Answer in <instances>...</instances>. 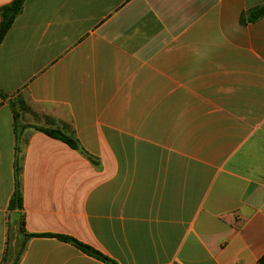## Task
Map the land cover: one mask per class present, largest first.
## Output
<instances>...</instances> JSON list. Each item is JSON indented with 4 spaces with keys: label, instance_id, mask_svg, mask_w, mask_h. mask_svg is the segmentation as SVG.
<instances>
[{
    "label": "crops",
    "instance_id": "crops-1",
    "mask_svg": "<svg viewBox=\"0 0 264 264\" xmlns=\"http://www.w3.org/2000/svg\"><path fill=\"white\" fill-rule=\"evenodd\" d=\"M263 4L26 0L0 46V264L18 183V264H260Z\"/></svg>",
    "mask_w": 264,
    "mask_h": 264
},
{
    "label": "trees",
    "instance_id": "trees-1",
    "mask_svg": "<svg viewBox=\"0 0 264 264\" xmlns=\"http://www.w3.org/2000/svg\"><path fill=\"white\" fill-rule=\"evenodd\" d=\"M26 0H13L11 3L2 6L0 8V46L2 45L7 33L13 26L16 18L22 13L24 4ZM264 17V4L257 7L256 9L250 11L247 13L246 17H243V22H254ZM0 98L5 99L7 98L4 93L0 91ZM15 118L17 120V127L19 129V132L24 129V125H21L19 123V116L16 114ZM37 130L44 132L48 136L60 140L67 145H69L71 148L83 153V149L81 148L79 141L75 138L73 134H68L66 131H63L62 129H38ZM87 158L95 165H97V161L93 159L92 157L87 156ZM10 209L13 211L18 212L15 219V225H17L18 232L20 236L22 237L21 242L18 245V249L14 253H10V258L14 259L13 264H18L21 256L23 255L25 248H26V241L31 239L32 237H35V235H31L26 233L24 228V221L23 218L20 215L21 210L23 209V197L22 192L20 188V184H17V188L15 191V194L10 202ZM59 239L68 242L70 244H73L75 247H77L79 250L84 252L85 254L96 258L98 260H101L103 262H110L112 261L105 257L103 254L98 252L97 250L93 249L92 247L83 244L73 238L65 237V236H57ZM9 253V252H8ZM7 253V255H8ZM260 264H264V257L260 260Z\"/></svg>",
    "mask_w": 264,
    "mask_h": 264
},
{
    "label": "rangeland",
    "instance_id": "rangeland-1",
    "mask_svg": "<svg viewBox=\"0 0 264 264\" xmlns=\"http://www.w3.org/2000/svg\"><path fill=\"white\" fill-rule=\"evenodd\" d=\"M10 263L13 264L14 263V259L10 258Z\"/></svg>",
    "mask_w": 264,
    "mask_h": 264
}]
</instances>
